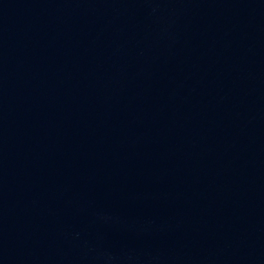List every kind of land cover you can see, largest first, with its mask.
<instances>
[{"label": "water", "instance_id": "1", "mask_svg": "<svg viewBox=\"0 0 264 264\" xmlns=\"http://www.w3.org/2000/svg\"><path fill=\"white\" fill-rule=\"evenodd\" d=\"M0 264H264V0H0Z\"/></svg>", "mask_w": 264, "mask_h": 264}]
</instances>
